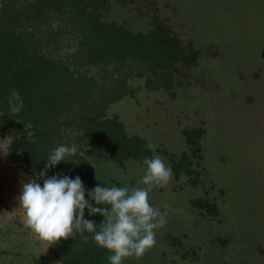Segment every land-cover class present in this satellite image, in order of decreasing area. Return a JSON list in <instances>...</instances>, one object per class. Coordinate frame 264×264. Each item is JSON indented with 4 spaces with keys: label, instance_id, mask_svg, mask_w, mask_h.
<instances>
[{
    "label": "rangeland",
    "instance_id": "1",
    "mask_svg": "<svg viewBox=\"0 0 264 264\" xmlns=\"http://www.w3.org/2000/svg\"><path fill=\"white\" fill-rule=\"evenodd\" d=\"M143 1L192 41L200 63L175 94L148 90L136 78L133 94L107 109L127 133L156 145L152 155L173 171L167 186L149 193L167 213L155 245L121 264H264V0ZM126 5L116 4L112 16L144 28L148 19ZM184 130L199 132V151ZM7 146L0 137L7 152L0 153V264H60L49 244L24 227L16 196L23 183L37 180ZM83 154L95 186L143 187L138 162L115 164L103 143Z\"/></svg>",
    "mask_w": 264,
    "mask_h": 264
},
{
    "label": "trees",
    "instance_id": "2",
    "mask_svg": "<svg viewBox=\"0 0 264 264\" xmlns=\"http://www.w3.org/2000/svg\"><path fill=\"white\" fill-rule=\"evenodd\" d=\"M138 1L0 0V137L41 186L39 173L60 145H75L77 152L46 175L79 176L86 199L96 187L94 168L83 154L86 147L103 143L115 164L132 160L144 168V158L153 156L149 142L127 133L117 115H108V107L133 94L130 81L136 78L148 90L172 94L183 80L194 79L200 50L160 18L153 2ZM129 2L136 16L148 19L144 28L133 29L112 16L116 4ZM13 90L24 102L18 114L9 111ZM183 133L199 151V132ZM85 219L95 221L99 230L103 217L85 209ZM93 235L76 233L50 250L60 264H110L111 253Z\"/></svg>",
    "mask_w": 264,
    "mask_h": 264
},
{
    "label": "clouds",
    "instance_id": "3",
    "mask_svg": "<svg viewBox=\"0 0 264 264\" xmlns=\"http://www.w3.org/2000/svg\"><path fill=\"white\" fill-rule=\"evenodd\" d=\"M8 104L12 114L23 109L18 91H12ZM146 147L155 153L156 145L148 143ZM76 152L75 145L56 147L46 158L45 171L39 173L43 186L34 180L21 185L17 199L18 208L24 212V227L49 246L76 233H93L94 242L111 253L107 257L110 264H121L124 258H142L156 243L155 230L167 222V213L150 203L149 193L168 185L173 177L172 168L160 155L145 157L143 176L137 182L143 187L97 185L87 192L89 199H86L79 176L73 179L68 175H46L48 169L68 162L66 157ZM93 202L102 207L94 206ZM85 209L89 215L99 213L103 217L99 230L95 221L85 219Z\"/></svg>",
    "mask_w": 264,
    "mask_h": 264
},
{
    "label": "crops",
    "instance_id": "4",
    "mask_svg": "<svg viewBox=\"0 0 264 264\" xmlns=\"http://www.w3.org/2000/svg\"><path fill=\"white\" fill-rule=\"evenodd\" d=\"M7 147H8V146H7ZM19 185H21L20 182H19ZM18 196H19V195H17L16 197L18 198ZM16 200L18 201V199H16ZM18 204H19V203H18Z\"/></svg>",
    "mask_w": 264,
    "mask_h": 264
}]
</instances>
